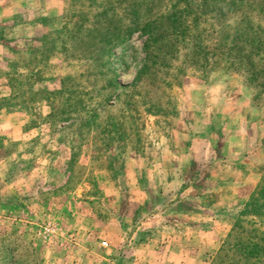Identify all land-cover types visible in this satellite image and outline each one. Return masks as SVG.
I'll return each instance as SVG.
<instances>
[{
  "label": "rangeland",
  "instance_id": "rangeland-1",
  "mask_svg": "<svg viewBox=\"0 0 264 264\" xmlns=\"http://www.w3.org/2000/svg\"><path fill=\"white\" fill-rule=\"evenodd\" d=\"M263 232L264 0H0V264H264Z\"/></svg>",
  "mask_w": 264,
  "mask_h": 264
},
{
  "label": "trees",
  "instance_id": "trees-1",
  "mask_svg": "<svg viewBox=\"0 0 264 264\" xmlns=\"http://www.w3.org/2000/svg\"><path fill=\"white\" fill-rule=\"evenodd\" d=\"M151 24H153V23L148 22L147 24L143 25V27L139 30L145 31V33H147V32H149L148 28L150 27ZM147 34L150 35V33H147ZM253 44L254 43H252V46H253ZM253 231H255V229H253ZM255 236H259V235L256 234ZM260 236H259V240L255 241V242L254 241H248L249 244L247 245V248H246V250L248 251L249 254H252L254 256V258H258V259H260L262 257V255H264V253L262 252V251H264V243H262V242H264V232ZM254 249H256V251H254ZM252 252H254V253H252Z\"/></svg>",
  "mask_w": 264,
  "mask_h": 264
}]
</instances>
